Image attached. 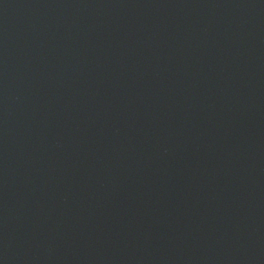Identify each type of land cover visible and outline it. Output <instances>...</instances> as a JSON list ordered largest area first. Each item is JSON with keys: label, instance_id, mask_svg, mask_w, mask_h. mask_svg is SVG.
<instances>
[{"label": "water", "instance_id": "1", "mask_svg": "<svg viewBox=\"0 0 264 264\" xmlns=\"http://www.w3.org/2000/svg\"><path fill=\"white\" fill-rule=\"evenodd\" d=\"M0 264H264V0H0Z\"/></svg>", "mask_w": 264, "mask_h": 264}]
</instances>
